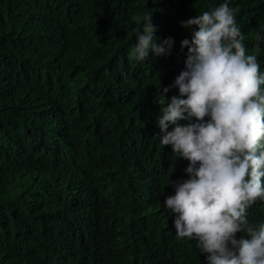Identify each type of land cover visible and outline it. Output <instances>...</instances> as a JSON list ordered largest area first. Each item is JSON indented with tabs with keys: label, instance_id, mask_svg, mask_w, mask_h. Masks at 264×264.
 I'll use <instances>...</instances> for the list:
<instances>
[{
	"label": "trees",
	"instance_id": "obj_1",
	"mask_svg": "<svg viewBox=\"0 0 264 264\" xmlns=\"http://www.w3.org/2000/svg\"><path fill=\"white\" fill-rule=\"evenodd\" d=\"M225 2L264 74V0H0V264H208L165 207L189 161L156 117L181 21ZM146 11L173 51L130 62ZM248 211L264 223V201Z\"/></svg>",
	"mask_w": 264,
	"mask_h": 264
},
{
	"label": "clouds",
	"instance_id": "obj_2",
	"mask_svg": "<svg viewBox=\"0 0 264 264\" xmlns=\"http://www.w3.org/2000/svg\"><path fill=\"white\" fill-rule=\"evenodd\" d=\"M135 23L139 29H134L130 62H143L150 53L172 54L173 38L158 42L150 11ZM181 26L193 36L181 42L182 50L188 49L186 67L172 85L163 87L156 119L160 143L189 161V178L169 181L175 183V194L166 198L165 207L175 216L176 235L195 240L208 264H264V223L248 218V210L264 201L262 36L257 33L249 53L227 2L181 21ZM174 88L179 95L169 99ZM182 120L189 123L181 125Z\"/></svg>",
	"mask_w": 264,
	"mask_h": 264
}]
</instances>
